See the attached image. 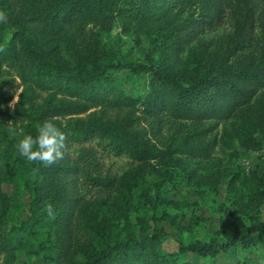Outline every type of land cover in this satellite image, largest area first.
<instances>
[{"label":"trees","instance_id":"1","mask_svg":"<svg viewBox=\"0 0 264 264\" xmlns=\"http://www.w3.org/2000/svg\"><path fill=\"white\" fill-rule=\"evenodd\" d=\"M120 1L126 7H119ZM235 1L242 3L243 8H236ZM136 3L137 0H0V11L7 15L6 22L0 23V44H5L0 49V67L7 63L29 90L47 93L45 101L37 105L39 95L26 91L12 116L55 121L93 108L127 109L123 118L118 116L105 123L99 120L79 123L62 129L61 133L64 139L69 137V141L73 139L81 145L97 139L103 150L116 156L127 155L139 163L160 154L146 138L145 129L140 128L143 119L158 124L164 117L199 125L212 120L230 122L247 150L264 147V37L261 43L254 38L249 3L245 0H140ZM229 9L234 11L236 26L223 53L209 57L208 71H202L199 63L180 76L170 74L163 66L104 61L98 34L91 39L86 31L90 25L109 30L115 18L121 16L127 30L146 19L178 22L180 25L173 26L165 36L179 38L192 24L196 28L198 23L196 19L191 23L182 21L184 14L193 17L199 12L218 19ZM6 33L12 35L9 41L4 37ZM160 36L165 42L161 49H165L168 40ZM204 59L203 51L199 61ZM123 67L151 75L150 91L142 99L127 96L108 75L109 70ZM26 105L29 108L23 109ZM249 176L259 189L256 202L264 205V174L260 176L257 170H250ZM34 183L32 218L19 231L31 233L38 221L43 226L48 221L56 228L54 245L73 264L76 250L71 253L75 246L72 225L76 214L84 212L83 199L75 206L73 188L83 185L107 191L113 189L115 181L103 176L96 151L89 147L80 149L77 161L71 162L64 154L51 164L38 160ZM226 214L230 223L221 228L226 241L181 245L180 251L174 253L165 250L163 236L142 234L114 243L105 241L99 249L85 247L84 264H191L187 260L190 254L199 262L201 258L229 254L236 246H250L255 234L264 235V221L259 217L252 218L248 226L236 223L231 211ZM85 215L93 227L96 217L90 213ZM7 245L9 241L3 242L1 248Z\"/></svg>","mask_w":264,"mask_h":264},{"label":"rangeland","instance_id":"2","mask_svg":"<svg viewBox=\"0 0 264 264\" xmlns=\"http://www.w3.org/2000/svg\"><path fill=\"white\" fill-rule=\"evenodd\" d=\"M245 1L253 13L254 38L261 43L264 37V0ZM118 5L126 7L124 1ZM235 6L243 8L238 1H235ZM234 17V11L230 9L218 19L202 16L199 12L193 17L186 13L182 21L191 23L196 19L197 27L192 24L186 34L172 39L165 35L179 23H171L170 20L146 19L132 27L127 26V30L122 17L117 16L109 30L90 25L86 31L91 39L98 34L104 61L151 65L154 68L163 66L169 69L170 74L180 76L199 63L202 71L210 69L209 57L221 55L235 32ZM160 35L168 40L165 49H161L165 42L161 41ZM4 37L9 41L12 35L6 33ZM4 47V43L0 44V49ZM203 51L205 59L199 61ZM108 75L129 97L142 99L150 91L149 73L123 67L109 70ZM29 89L14 69L7 63L1 65L0 264H70L54 245L57 232L48 221L45 226L38 221L31 233L23 235L19 231L32 218L38 160H27L19 154L16 145L25 135L36 137L39 127L46 122L12 116ZM29 92L33 96L39 95L37 105L47 97L45 92ZM126 113L127 109L102 111L93 108L81 115L47 121L54 123L61 132L79 123L90 124L98 120L105 123L118 116L123 118ZM140 128L145 129L146 138L160 153L146 163L103 150L97 139L85 141L83 145L73 139L69 141V137L63 140L62 153L71 162L77 161L80 149L93 147L103 176L115 181L113 189L107 191L83 185L73 188L75 206L83 199L85 212H78L72 225L75 246L71 253L76 250L73 264H84L85 247L99 249L105 241L114 243L142 234L163 236L165 250L174 253L180 251L181 245L226 241L221 228L230 223L227 211L233 213L236 223L249 226L252 218L256 217L264 221V205L256 202L259 189L249 176L250 170H257L260 176L264 174V147L247 150L241 145L233 125L219 120L199 125L169 117H164L159 124L143 119ZM87 213L96 217L93 227H90L91 222L87 223ZM7 241L9 245L1 248ZM187 260L191 264H262L264 235L259 237L255 234L253 244L236 246L229 254L201 258L199 262L190 254Z\"/></svg>","mask_w":264,"mask_h":264},{"label":"clouds","instance_id":"3","mask_svg":"<svg viewBox=\"0 0 264 264\" xmlns=\"http://www.w3.org/2000/svg\"><path fill=\"white\" fill-rule=\"evenodd\" d=\"M6 20V13L0 11V23L6 22ZM63 139L59 128L51 121H46L39 127L36 137L31 134L23 136L16 148L19 154L29 161L39 160L51 164L63 156L61 151Z\"/></svg>","mask_w":264,"mask_h":264}]
</instances>
